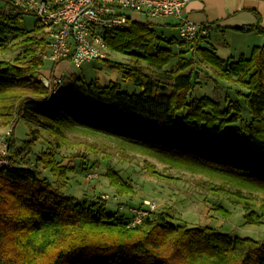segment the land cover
<instances>
[{"label":"trees","instance_id":"16d2710c","mask_svg":"<svg viewBox=\"0 0 264 264\" xmlns=\"http://www.w3.org/2000/svg\"><path fill=\"white\" fill-rule=\"evenodd\" d=\"M24 17L11 5L0 9V53L16 49L14 59L0 60V126L14 125L10 164L0 168V264H264V241L175 223L169 212L150 213L130 227L134 214H109L103 197L89 202L65 194L44 177L49 171L68 181L73 172L53 149L36 155L35 164L23 159L44 134L58 148L73 132L112 138L236 188L229 195L244 204L247 224L263 226L264 209L259 215L241 192L264 194V45L238 60L211 49L195 55L199 40L176 52L177 39L161 44L152 25L132 21L105 35L110 53L130 56V63L103 62L139 94L75 74L46 87L41 55L49 36L42 26L27 30ZM199 72L225 84L223 99L196 95L203 87ZM19 123L30 129L27 149L17 144ZM107 178L118 195L132 193L119 173L109 169Z\"/></svg>","mask_w":264,"mask_h":264},{"label":"rangeland","instance_id":"374dc122","mask_svg":"<svg viewBox=\"0 0 264 264\" xmlns=\"http://www.w3.org/2000/svg\"><path fill=\"white\" fill-rule=\"evenodd\" d=\"M37 26L41 25L36 17L32 15L24 17V27L27 30L32 31ZM154 29L161 44L167 43L173 37L180 41V31L177 28L155 26ZM177 49L178 46L175 45L176 52ZM15 56L16 49H12L8 54L0 53V60H12ZM108 59L114 63H130V56L115 52L109 53ZM71 69L75 75L85 78L88 82L97 81L101 85L116 82L129 94L141 92L132 82L124 80L120 72L109 69L102 61L91 62L82 69L74 67ZM42 70L52 72L54 64L46 60ZM198 82L203 83L202 88L195 90L199 97L223 99L226 94L227 90L223 87L225 84H215L204 72H199ZM242 105L247 108L244 100ZM7 131L8 129L0 126V137H4ZM29 133L27 125L19 123L16 126L15 135L20 148L27 149L25 141L30 140ZM48 149L55 150L57 160L61 161L62 165L73 168V172L69 175L68 181L54 178L49 171H44V177H47L55 188H61L65 194L72 195L80 201L87 199L91 202L93 199L99 200L100 197L109 196L107 200L109 214L119 211L130 215L132 210L144 209L146 201H155L158 205L156 212H169L175 223L190 227L199 225L211 227L233 237L264 241V225L258 227L247 224L244 204L238 206L239 204H235V200L230 197L229 193H236V188L222 187L221 183L204 175L171 168L121 141L83 132L66 135L60 148L56 140L44 134V139L33 147L32 155L23 156V159L27 164H35L36 155ZM6 151V158L10 164L9 149ZM109 169L120 174L123 181L132 187V193L123 196L116 193L107 178ZM241 194L254 205L259 215L263 214L264 194L250 191H242ZM218 208H222L226 214Z\"/></svg>","mask_w":264,"mask_h":264},{"label":"built area","instance_id":"2783aa9c","mask_svg":"<svg viewBox=\"0 0 264 264\" xmlns=\"http://www.w3.org/2000/svg\"><path fill=\"white\" fill-rule=\"evenodd\" d=\"M21 10L25 16L32 15L49 36L48 50L41 55L56 67L66 63L75 69H82L94 61L108 59L110 49L105 35L128 27L132 22L130 13L146 17V22L155 20H179L180 41L178 49L193 46L207 35L208 25H198L184 16L187 4L192 0H4ZM64 76L40 81L46 86H58ZM14 130L12 125L4 137H0V168L9 165L8 138ZM4 149V151H2ZM89 178H92L89 176ZM109 200V196H104ZM144 209L132 210L135 218L130 227H136L142 219L156 212L155 201H146Z\"/></svg>","mask_w":264,"mask_h":264},{"label":"crops","instance_id":"0c3cea01","mask_svg":"<svg viewBox=\"0 0 264 264\" xmlns=\"http://www.w3.org/2000/svg\"><path fill=\"white\" fill-rule=\"evenodd\" d=\"M7 8L6 2L0 0V9ZM129 16L134 22L153 27L179 29L177 19L146 22L143 15L130 13ZM184 16L198 25H208L207 35L199 39L195 55L202 49H211L224 60H238L249 57L255 47L264 45V0H192L187 4ZM71 67L62 63L52 72L41 70V77L73 75Z\"/></svg>","mask_w":264,"mask_h":264}]
</instances>
